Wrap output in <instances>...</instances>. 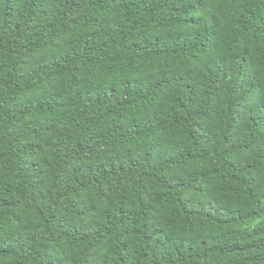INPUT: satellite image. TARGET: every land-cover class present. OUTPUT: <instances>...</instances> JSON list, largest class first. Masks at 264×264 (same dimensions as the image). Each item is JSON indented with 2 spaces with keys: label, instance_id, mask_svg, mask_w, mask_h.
I'll return each mask as SVG.
<instances>
[{
  "label": "trees",
  "instance_id": "obj_1",
  "mask_svg": "<svg viewBox=\"0 0 264 264\" xmlns=\"http://www.w3.org/2000/svg\"><path fill=\"white\" fill-rule=\"evenodd\" d=\"M0 264H264V0H0Z\"/></svg>",
  "mask_w": 264,
  "mask_h": 264
}]
</instances>
